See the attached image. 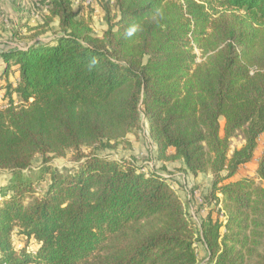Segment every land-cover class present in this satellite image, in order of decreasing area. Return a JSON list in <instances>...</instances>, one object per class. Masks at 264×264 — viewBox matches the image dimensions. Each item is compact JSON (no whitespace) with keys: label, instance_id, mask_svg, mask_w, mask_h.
Segmentation results:
<instances>
[{"label":"trees","instance_id":"obj_1","mask_svg":"<svg viewBox=\"0 0 264 264\" xmlns=\"http://www.w3.org/2000/svg\"><path fill=\"white\" fill-rule=\"evenodd\" d=\"M42 4L31 38L54 37L0 50V264H264V142L233 179L264 133V0H104L100 34ZM143 123L152 167L96 151ZM165 162L211 176L197 221Z\"/></svg>","mask_w":264,"mask_h":264},{"label":"rangeland","instance_id":"obj_2","mask_svg":"<svg viewBox=\"0 0 264 264\" xmlns=\"http://www.w3.org/2000/svg\"><path fill=\"white\" fill-rule=\"evenodd\" d=\"M199 1V0H198ZM207 1V0H206ZM75 10L79 12V15L89 17L91 25L95 33L100 34L105 28L106 23L103 18V13L101 11V4L104 0H72ZM223 14H230L228 12H221ZM46 14V8L42 4V0H0V50L7 49L9 47H23L25 44H32L37 41H47L54 37V30L57 29V21L51 23L52 31L47 34L36 37L32 39V34L35 28L41 24L43 15ZM197 57V61H200L199 52L197 49L194 50ZM220 124H223V119H220ZM262 138V137H261ZM258 149L256 147L254 157L256 156V161L251 164L241 166L237 173L234 175L233 179H241L244 177H256V167L259 157L263 149V140H258ZM234 145H239L237 140H234ZM83 152H89L90 148H83ZM97 152L101 154H106L114 157H132L141 166H147L148 162L153 163L154 161V150L153 145L146 136V126L143 123L141 130L138 131L137 135L129 136L128 144H121L114 151H102L96 149ZM71 153L68 152L65 158H55L53 159V165L57 167L67 166L71 167L76 165V162L69 160ZM145 161V163H143ZM40 158L36 157L32 163V169L36 170L39 166ZM160 163H157V167ZM147 168V167H146ZM174 170L180 172L181 174L176 177L179 180L178 184L176 180L174 184L177 185V193L181 196L185 203L186 208L195 215L197 219L199 215H204V212L198 210L199 204L192 200H189L181 182L182 178L192 185V188L197 189L200 192L202 198L209 194L211 177L207 178L202 175L200 179L194 180V178L184 174L181 167L175 165ZM8 171H0V185L4 183L9 178ZM208 200V199H207ZM206 200V201H207ZM204 208V207H202ZM201 208V209H202ZM199 212V213H198ZM16 243L19 240H15ZM197 256L198 264H207L206 259L203 258V249L200 244H197Z\"/></svg>","mask_w":264,"mask_h":264},{"label":"built area","instance_id":"obj_3","mask_svg":"<svg viewBox=\"0 0 264 264\" xmlns=\"http://www.w3.org/2000/svg\"><path fill=\"white\" fill-rule=\"evenodd\" d=\"M196 1H198V0H196ZM260 139H262L263 142H264V133L259 136V138L257 139V142ZM147 166L152 167L153 163L148 162ZM181 182L183 183V187L185 188V191H186L188 199L192 200V202L194 201L195 203H197L199 205L201 204L204 208H202L200 211L205 213L206 204L204 203V200L201 197L200 192H198L197 189L192 188V185H190L189 182H187L184 179V177L182 178ZM217 196H218V198H220V195L217 194ZM212 204L214 206V212H213L214 216H216V218L218 219L219 223L224 224L226 222V214L224 212V209H223L221 201L213 200ZM193 218H194V220L197 221V219L195 218L194 214H193Z\"/></svg>","mask_w":264,"mask_h":264},{"label":"crops","instance_id":"obj_4","mask_svg":"<svg viewBox=\"0 0 264 264\" xmlns=\"http://www.w3.org/2000/svg\"><path fill=\"white\" fill-rule=\"evenodd\" d=\"M257 149H258V143H257ZM253 161H256V156L253 157V159H252L251 162L246 163L245 166L251 164ZM136 163L138 164L139 162H136ZM143 163H145V161ZM164 165L166 167V170H158V172L160 174H162L164 176H167V177H172L174 179L176 177H178L179 174H181L180 172H178V171H176V170L173 169V167L175 165H177V166H179V167L182 168L181 162H173V163H171V162H165ZM202 175H205L207 178H210L211 177L209 174H198L196 177H194V180L200 179Z\"/></svg>","mask_w":264,"mask_h":264},{"label":"clouds","instance_id":"obj_5","mask_svg":"<svg viewBox=\"0 0 264 264\" xmlns=\"http://www.w3.org/2000/svg\"><path fill=\"white\" fill-rule=\"evenodd\" d=\"M128 34H129V35H131L132 33H131V32H129Z\"/></svg>","mask_w":264,"mask_h":264}]
</instances>
